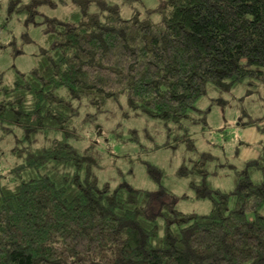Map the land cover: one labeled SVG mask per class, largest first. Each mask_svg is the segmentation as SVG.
I'll return each mask as SVG.
<instances>
[{
	"label": "trees",
	"instance_id": "1",
	"mask_svg": "<svg viewBox=\"0 0 264 264\" xmlns=\"http://www.w3.org/2000/svg\"><path fill=\"white\" fill-rule=\"evenodd\" d=\"M53 3L9 4L44 17L47 47L12 84L0 83V121L25 129L19 142L54 136L41 147L17 144L22 160L0 175V264H264V154L230 190L211 185L204 157L181 165L192 197L212 203L196 214L177 207L157 166L148 165L157 189L111 187L69 142L73 100L101 109L124 95L132 110L186 129L168 144L195 149L184 121L198 120L192 112L208 84L264 83V0H161L158 20L136 8L124 17L106 0H75L78 9L62 19L40 13Z\"/></svg>",
	"mask_w": 264,
	"mask_h": 264
},
{
	"label": "rangeland",
	"instance_id": "2",
	"mask_svg": "<svg viewBox=\"0 0 264 264\" xmlns=\"http://www.w3.org/2000/svg\"><path fill=\"white\" fill-rule=\"evenodd\" d=\"M53 1L55 4L40 5V13L62 19L78 9L75 0ZM106 1L119 6L124 17L136 8L143 14L152 10V18L159 19L156 9L161 0ZM10 2L0 0V83L4 85L12 84L17 69L28 71L35 66L47 47L44 17H28L23 10L12 11ZM91 8L96 10L97 6ZM73 102L78 108L72 125L76 136L69 142L92 161L100 183L108 182L115 187L128 181L135 187L154 190L159 181L151 176L148 165H155L162 170L161 184L178 195L177 207L185 212L207 213L212 203L209 199L192 197L190 179L177 174L181 165L204 157L211 185L230 190L246 163L264 154V83L255 88L245 82L224 89L208 84L192 112L198 120L184 121L195 149L184 140L175 146L168 144L186 129L178 127L177 122L132 110L124 95L108 100L101 109L88 99ZM26 134L18 124L0 121V175H6L22 160L13 151L17 144L41 147L50 144L54 136L53 132H38L19 142ZM250 175L256 181L263 178L258 168H252Z\"/></svg>",
	"mask_w": 264,
	"mask_h": 264
}]
</instances>
